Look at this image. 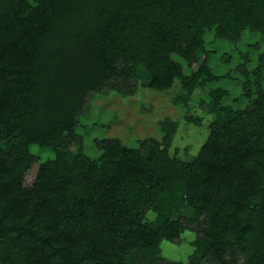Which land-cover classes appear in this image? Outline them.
<instances>
[{
  "label": "trees",
  "instance_id": "obj_1",
  "mask_svg": "<svg viewBox=\"0 0 264 264\" xmlns=\"http://www.w3.org/2000/svg\"><path fill=\"white\" fill-rule=\"evenodd\" d=\"M107 1L0 0V264H157L186 232L199 264H264V0ZM128 81L210 118L192 163L172 118L87 141L84 95Z\"/></svg>",
  "mask_w": 264,
  "mask_h": 264
},
{
  "label": "rangeland",
  "instance_id": "obj_2",
  "mask_svg": "<svg viewBox=\"0 0 264 264\" xmlns=\"http://www.w3.org/2000/svg\"><path fill=\"white\" fill-rule=\"evenodd\" d=\"M105 2L108 6V1L105 0ZM182 93L179 82L166 91H155L144 84L132 83V81H128L126 85L116 84L115 88L107 87L98 91H89L84 95L81 108V116L86 119L84 126L81 127L85 132L83 134L92 146L108 140H119L129 146L133 145L132 143H141L150 137L160 138L158 129L161 119L172 118L179 123L172 151L182 154L184 162L192 163L209 135L207 126L210 118L200 107L195 106L186 111L174 106L173 100ZM200 97V94H196L194 100L197 101ZM188 116L201 117L202 121L187 122ZM69 149L73 153H79L81 145L72 142ZM35 152L43 159L50 155V152H42L38 148ZM91 155L96 158L99 154L91 153ZM37 169L38 165L26 178V185L30 186L34 182ZM191 215L189 208H183L180 213L173 215V219H181L182 223H185L184 218H190ZM143 217L146 223H151L154 215L146 211ZM194 240V234L186 232L179 244L163 242L162 257L157 264H199L200 255L193 256L191 243ZM142 264H148V261Z\"/></svg>",
  "mask_w": 264,
  "mask_h": 264
}]
</instances>
